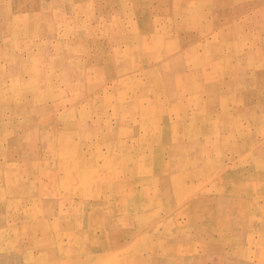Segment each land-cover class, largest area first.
<instances>
[{
    "label": "rangeland",
    "instance_id": "374dc122",
    "mask_svg": "<svg viewBox=\"0 0 264 264\" xmlns=\"http://www.w3.org/2000/svg\"><path fill=\"white\" fill-rule=\"evenodd\" d=\"M0 264H264V0H0Z\"/></svg>",
    "mask_w": 264,
    "mask_h": 264
}]
</instances>
